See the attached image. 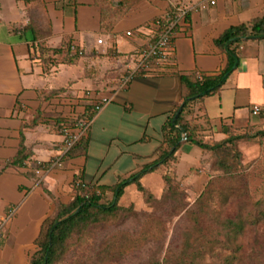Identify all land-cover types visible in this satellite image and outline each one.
I'll return each instance as SVG.
<instances>
[{"label":"crops","instance_id":"1","mask_svg":"<svg viewBox=\"0 0 264 264\" xmlns=\"http://www.w3.org/2000/svg\"><path fill=\"white\" fill-rule=\"evenodd\" d=\"M177 2L190 10L189 25L174 39L176 73L220 72L226 66L227 54L216 39L231 26L264 16V0H215L214 4L211 0H112L114 7L124 8V14L107 30L101 25V8L95 0H40L33 12V38L22 40L29 17H23V7L15 1L19 16L16 13L13 19L4 20L8 25L0 31V220L10 207L16 209L7 232L0 234V264H26V253L44 219L54 210V198L64 203L71 200L75 175L85 183L109 187L158 157L162 127L181 102L180 77L176 73H142L125 86L122 78L127 55L149 42L146 25L167 14ZM13 23L15 29L11 28ZM130 30L136 36H127ZM65 39L77 44L84 54L70 57L57 51ZM238 53L239 67L223 86L190 102L183 112L197 136L206 140L220 141L235 130L264 131V37L244 41ZM80 65L81 73L68 76L65 69ZM104 97L110 101L89 122L86 154L65 159L52 171L39 170L38 180L27 176L35 162H46L59 154L63 139L57 118L73 120L87 105ZM256 103L263 107L258 115L252 113ZM113 124L125 125L127 134L135 130V136L103 138ZM21 129L31 156L23 167L4 169L19 150ZM115 142L116 150L107 159ZM95 145L105 149L87 178ZM194 147L201 149L198 163L180 177L183 155ZM208 156L200 146L183 143L176 162L158 167L162 169L160 193L143 178L140 181L159 196L165 185L163 176L171 173L175 183L197 195L210 177V163L205 161ZM109 172L112 176L108 177ZM107 193L112 197L108 190L103 195Z\"/></svg>","mask_w":264,"mask_h":264},{"label":"rangeland","instance_id":"2","mask_svg":"<svg viewBox=\"0 0 264 264\" xmlns=\"http://www.w3.org/2000/svg\"><path fill=\"white\" fill-rule=\"evenodd\" d=\"M15 1L23 7L24 18L32 13L25 4L26 1L24 3L23 0H0L1 33L4 32L6 24L8 25L4 20L9 21L18 13ZM11 28H16L15 23ZM20 30L21 28H18V31ZM32 38L33 32L26 29L21 39ZM68 69H65L68 76H77L82 72L81 65ZM124 127L125 125L119 124L110 125L103 138L114 134L135 136V130L127 134ZM117 143L111 147L107 159L116 150ZM104 149L101 145L94 146L87 178L92 176L97 157L102 155ZM192 149L189 154L183 155L178 168L180 177L190 165L198 163L201 149ZM232 154L234 157H231L230 161L235 168L231 174L219 165L210 164V174L216 178L217 188L213 190L211 197L201 202H196V193H190L188 196L180 187L162 198L153 197L149 200L145 195L142 196L136 188V183H129L120 199L121 204L128 205L123 207L128 209L119 210L107 216V219L90 224L75 233L67 241L64 253L55 264H225L231 251L239 249L238 245L242 246L238 253L245 256L241 264H262L264 260L261 262L255 256L264 244V216L263 220L255 226L250 225L236 240L226 234L223 223L226 219H235L238 215H264V137L253 134L242 137L234 143ZM225 158L228 159V156ZM142 168L143 166L139 170ZM161 171L162 169L157 167L142 176L144 182L156 194L160 193L162 188ZM109 176H112V172H109ZM229 185H237L238 194L231 196L228 201H223L222 192L226 193ZM111 198V194L107 193L103 202H109ZM3 231L7 232V226ZM38 249L37 244L33 243L25 256L26 264H29L31 255ZM250 253L252 256L246 258Z\"/></svg>","mask_w":264,"mask_h":264},{"label":"trees","instance_id":"3","mask_svg":"<svg viewBox=\"0 0 264 264\" xmlns=\"http://www.w3.org/2000/svg\"><path fill=\"white\" fill-rule=\"evenodd\" d=\"M23 1L24 3L26 1L25 4H27L29 6V10L32 11L31 15L28 16L29 20L25 27L26 29H31V31L34 32L35 22L33 12L40 0ZM95 2L101 8L102 27H105L107 30L112 29L114 24L124 14V8L114 7L112 0H95ZM177 7H184V5L182 2L175 3L169 8L167 14L153 19L150 23H148V25H146V27L150 29L149 34L145 37L147 41H154L159 33L168 27L169 23L174 17ZM187 25H189V12L185 15L183 21H181V23L175 27V38L180 29L186 27ZM263 37L264 16L261 18H255L248 23L229 27L216 39V44L227 54V63L220 72L215 74H207L204 72L176 73L174 70V57L166 64L157 65L151 71L152 73H176L180 77L182 88L180 104L172 111L162 127L163 145L158 148V157L128 177L120 178L118 182L109 187L85 183L80 175H75L72 182L74 194L71 200L67 203H64L54 198V210L44 219L41 225L40 232L34 241L39 249L33 253V255H31L29 264H55L64 253L67 241L75 233L83 230L90 224L107 219V216L113 215L119 210L128 209V207H123L128 205L119 204V199L124 193L125 187L129 183H136L137 188L141 192L142 196L145 195L147 199L149 198V200H151L153 197L162 198V196L170 193V191H175L178 187L184 189L189 196L190 193L188 192V189L175 183L174 177L171 175V173H166L163 176L165 185L162 193L159 196L153 194L150 190L145 188V186H143L140 181L144 174L156 169L162 164L169 166L176 162L177 151L183 143L200 146L209 153V156L205 159L206 162L219 165L225 170V172L231 174L235 168V165H233V163L230 161L232 160L231 157H234L232 154L234 143L242 137L248 136L249 134H253V136L264 137V131L259 130L253 132L251 129H246L239 132L235 130L228 137L220 141H209L197 136L195 133V128L184 119L183 112L188 107L190 102L206 95L213 94L223 86L229 75L239 67L240 57L238 49L244 41ZM73 46L76 49V52L70 57H81L82 55L78 53L80 47L70 40L65 39L56 47V50L61 51L69 56ZM139 51L140 49L129 53L127 55L128 60L137 55ZM95 105L96 103L87 105L85 111L79 114L73 120L67 118H57L56 125L61 135L65 129H70L73 133L81 131L82 128L84 129L75 143L65 153L63 160L86 154L89 144V124L83 127L82 123H89L94 115L98 112V110L95 109ZM24 142L25 134L24 130L21 129L19 150L13 158L7 161L4 169L9 167L18 168L26 165V161L30 158L31 153L27 149ZM227 156L228 159L225 158ZM49 161L35 162L33 170L26 173L27 176L36 178V180H38V171L45 170L46 166L49 164ZM236 182L238 183V181ZM216 183V178L210 174V177L206 181L202 190L195 196L196 202H201L207 197H211L212 193H214L217 188ZM229 187L227 188L226 193L222 192V194H224L223 201H228L231 196L238 194L237 190L239 187L237 185H234L230 188ZM106 190L111 191L113 194L112 199L109 202H103V193ZM263 216V213H261V215L259 213H252L247 217L238 215L235 219H226L223 223V230H226V234L231 235V237L236 240L243 235L245 230L250 227V225L255 226L259 221L263 220ZM241 247V245L240 247L238 245L237 248L239 249L231 251L229 256L226 258L225 264H241L243 262L245 257L244 254L242 255V253H238ZM253 251L254 250L251 252L254 253ZM252 253L247 255L246 258H250ZM255 258L261 260V262L264 260V244L260 250L256 252ZM153 264L159 263L154 262ZM262 264H264V262Z\"/></svg>","mask_w":264,"mask_h":264},{"label":"built area","instance_id":"4","mask_svg":"<svg viewBox=\"0 0 264 264\" xmlns=\"http://www.w3.org/2000/svg\"><path fill=\"white\" fill-rule=\"evenodd\" d=\"M211 3L214 4L215 0H211ZM188 7H177L176 12L174 13V17L169 23L168 27L159 33L157 38L154 41L147 42L137 55L133 56L128 62L124 64V76L122 78V86H125L130 79L142 73H152L151 71L160 64H166L170 62V59L174 57V50H175V27L183 21L185 15L189 12ZM158 24V21H157ZM127 36H136L135 31H127ZM102 42V40H99ZM76 52L74 46L72 47V51L70 56H72ZM84 50L82 48L79 49L78 53L80 55L84 54ZM175 58V57H174ZM110 101L108 97L102 98L98 101L95 105L96 110H101L105 104ZM261 104H253L252 105V113L254 115H258L262 111ZM89 123H82V126L85 127ZM83 128L81 131L73 133L70 129H65L63 132V140L61 145L59 146V154L50 159L49 164L46 166V171H52L56 168L62 166L63 156L65 153L71 148V146L75 143V141L80 136ZM16 213V209L14 207H10L7 210V213L3 216L0 220V234L3 232L4 227L8 225L11 219L14 217Z\"/></svg>","mask_w":264,"mask_h":264}]
</instances>
